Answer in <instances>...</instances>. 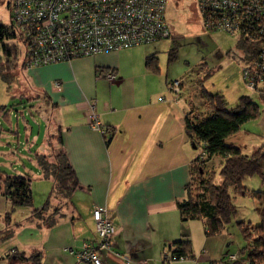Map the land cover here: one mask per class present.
<instances>
[{
    "label": "crops",
    "instance_id": "obj_1",
    "mask_svg": "<svg viewBox=\"0 0 264 264\" xmlns=\"http://www.w3.org/2000/svg\"><path fill=\"white\" fill-rule=\"evenodd\" d=\"M0 7L1 16L8 14L10 19L9 0ZM155 50L139 45L31 67L20 61L22 76L45 98L47 107L40 105L39 97V101L28 97V108H15L10 100H22L23 91L16 93L0 79V154L5 159L0 165L7 164L11 171L0 169V175L30 176L32 205L42 200L44 204L53 181L42 175L37 156L52 153L60 132L80 184L67 200L51 197L52 206L60 205V215L51 226L29 218L33 208L27 211L28 221L13 234L11 246H3L0 264H28L10 258L12 252L26 256L39 252L40 264H89L77 261L67 248L95 240L92 210L96 206L107 209L116 228L112 249L100 251L104 264H164L170 261L164 255L173 241L184 235L193 240L191 225L199 220L181 221L177 203L185 197L190 161L197 154L185 132V115L195 103L184 93L182 79L176 94L169 82L164 85L158 78L159 70L146 66V57ZM134 64L143 68L135 71ZM109 71L115 74L112 81L105 77ZM201 100L203 104L204 97ZM92 102L102 125L112 131L108 143L88 124ZM19 120L24 123L22 135ZM240 131L226 141L241 147L233 141ZM22 156L35 165V171ZM34 176L39 179L37 189ZM0 197L11 206L6 197ZM191 260L210 264L212 258L202 249Z\"/></svg>",
    "mask_w": 264,
    "mask_h": 264
},
{
    "label": "trees",
    "instance_id": "obj_2",
    "mask_svg": "<svg viewBox=\"0 0 264 264\" xmlns=\"http://www.w3.org/2000/svg\"><path fill=\"white\" fill-rule=\"evenodd\" d=\"M16 37L9 25L0 23V79L10 84L15 78L14 68L21 54L20 48L14 43ZM238 46L245 52L243 62L254 58L259 48L243 37H239ZM258 44V43H256ZM176 48L171 47L168 54L169 61L176 58ZM156 53L146 57V66L154 72L159 70ZM23 66H25L23 64ZM210 71H206L205 77ZM172 81L169 82V84ZM200 93L204 97L203 106L206 112L203 115L194 114L190 109L185 115V132L189 142L198 151L190 161V178L185 186V197L177 203L181 221L199 220L203 224L206 237L221 234L238 209L234 202L236 195H249L259 203L256 211L259 216L257 224L238 221V225L246 240L234 261L226 264H264V189L249 190L244 185L246 177L258 176L264 185V150L258 148L250 154L244 153L242 148L228 143L226 138L236 134L249 120L260 115L258 104L248 95H241L234 107L229 104L221 92H209L199 82ZM259 92L264 101V89ZM109 131V130H108ZM112 131L105 136L106 142L110 140ZM54 136H52L53 138ZM56 145L50 155H38L37 162L46 178H52L53 186L46 202L40 208H33L29 218L35 217L43 224L51 226L60 215V205L52 206L51 197L69 199L76 188L80 186L72 164L63 148L62 135L57 132ZM219 159L218 167L212 170L207 164ZM0 194L10 201L11 208L32 206L31 177L21 174L0 175ZM51 210L50 213L48 211ZM6 226L0 230V243L13 236V224L10 214L5 213ZM174 260H189L194 258L192 242L184 237L173 241L168 248ZM16 261L28 264H40L39 252L26 256L24 252H12ZM9 257V256H8ZM211 260L210 264L223 260ZM12 261V259H11ZM168 261V262H170ZM13 264V263H10Z\"/></svg>",
    "mask_w": 264,
    "mask_h": 264
},
{
    "label": "built area",
    "instance_id": "obj_3",
    "mask_svg": "<svg viewBox=\"0 0 264 264\" xmlns=\"http://www.w3.org/2000/svg\"><path fill=\"white\" fill-rule=\"evenodd\" d=\"M196 6L206 30L243 37L259 48L254 58L242 63L241 76L248 89H264V0H196ZM9 9L12 30L22 45L21 62L26 67L118 51L170 37L166 0H9ZM105 77L112 81L115 74L109 71ZM180 85V80L172 81V92L178 94ZM87 118L90 128L109 135L93 102L88 105ZM92 218L95 240L67 250L77 261L104 264L100 251L112 249L116 228L105 207H94ZM164 259L175 258L167 251ZM236 259L237 255L231 254L214 264Z\"/></svg>",
    "mask_w": 264,
    "mask_h": 264
},
{
    "label": "rangeland",
    "instance_id": "obj_4",
    "mask_svg": "<svg viewBox=\"0 0 264 264\" xmlns=\"http://www.w3.org/2000/svg\"><path fill=\"white\" fill-rule=\"evenodd\" d=\"M3 0H0V4ZM6 12V11H5ZM166 21L168 23L170 37L160 39L158 41L143 45L146 48H155L159 77L163 84L174 80L184 81V93L190 94L193 98L195 106L191 109L194 114L203 115L205 113L201 98L202 95L199 89V82L203 80V85L209 92H221L224 94L229 106L234 107L241 95L250 96L259 107L260 115L247 121L239 134L233 137L235 143H240L244 153L250 154L252 151L262 148L264 150V101L261 100L258 91H252L246 87L242 80L241 69L243 63V52L238 46L237 37L222 32H211L206 30L201 22L200 14L196 6V0H166ZM2 17V18H1ZM6 21L8 25L11 23V18L1 16L0 7V22ZM14 43L22 49L19 37H13ZM176 48V58L169 61L170 48ZM1 55V53H0ZM145 59V58H144ZM21 54L17 60L14 68L15 78L9 84L12 90L16 93L23 91L25 97L19 99L18 97L10 100V104H15V108H28L26 98L41 100L40 105L47 107V102L43 96L38 95L34 90L28 86L27 81L22 76L21 72ZM3 62V60H2ZM143 65V63H142ZM134 64V70L139 71L142 67ZM210 71L209 75L205 77L206 71ZM18 77V78H17ZM17 78V79H16ZM183 93V94H184ZM200 93V94H199ZM204 103V100H203ZM202 106V107H201ZM29 120L32 118L28 117ZM44 119H41L43 123ZM32 122V120H31ZM6 128V127H4ZM37 127H35V131ZM19 131L21 135L24 131V123L19 120ZM10 135L11 133H7ZM4 141V139H2ZM2 143H0V151ZM196 152H198L196 150ZM24 162L35 171V165L27 161L22 156ZM0 162H5L3 155L0 154ZM19 161L16 163L19 166ZM219 159L215 158L207 164V168L212 170L217 168ZM20 167V166H19ZM0 169L9 170L7 164L0 165ZM36 176L33 178V185L37 189ZM244 185L249 189H264L258 176L254 175L246 177ZM38 195V192H37ZM41 201V200H39ZM0 197V230L6 226L5 213L10 214V221L13 224V233L20 225L25 224L27 220V211L35 207H41L42 202H37V205L31 207H17L12 209L9 203H3ZM234 202L237 206L238 212L226 226L221 234L206 237L201 221H193L191 231L193 233L192 249L196 257L200 255L201 250L207 251L212 260H219L227 258L231 254H238V252L246 245V240L242 234L238 221L242 220L250 222L255 225L259 221V216L256 211L259 203L249 195H236ZM11 239V238H10ZM6 240L0 243V254L3 246H11V242ZM6 243H8L6 245ZM5 244V245H3ZM4 253V252H3ZM3 255V254H2ZM164 264H208L207 261H192L191 259L184 261H165Z\"/></svg>",
    "mask_w": 264,
    "mask_h": 264
}]
</instances>
